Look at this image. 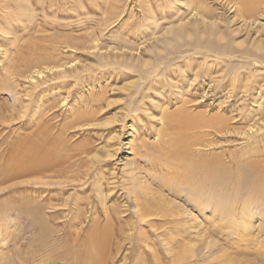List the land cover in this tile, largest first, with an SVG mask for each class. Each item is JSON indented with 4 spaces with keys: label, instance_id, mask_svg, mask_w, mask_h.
Returning a JSON list of instances; mask_svg holds the SVG:
<instances>
[{
    "label": "rangeland",
    "instance_id": "rangeland-1",
    "mask_svg": "<svg viewBox=\"0 0 264 264\" xmlns=\"http://www.w3.org/2000/svg\"><path fill=\"white\" fill-rule=\"evenodd\" d=\"M0 3V264H264V211L254 210L255 215L247 219L251 223L250 235L240 236L226 231L234 229V224H242L239 215L232 219L236 223L229 224L231 220H225L229 218L215 214L214 224L207 228L203 215L188 210L185 214L188 221L192 216L198 224L204 223L203 232L227 253L217 246L207 251L204 239L192 234V239L186 235L192 241L187 238L184 241L194 245L187 253L183 250L182 255V250L169 242L170 236L181 237L179 231L172 226L174 231L170 232L144 226L132 214L133 201L124 191L125 186H131L130 172L136 170L139 178L156 190L165 187L163 193L159 191L178 202L167 192V185H162L163 175L150 177V173H156L150 162L155 168H163L159 161L162 158L164 161V155L158 154L177 150L186 136L192 139L197 130L186 125L190 122L188 117L195 115L224 117L230 128L227 133L210 134L211 141L214 139L211 150L223 152L226 159L230 155L239 156L242 165L248 160L258 161L264 177V109L258 108L256 116L250 114L256 108L253 97L264 90V63L253 60L247 63L239 56L228 58L217 51L192 49L182 45L183 42L177 44L171 33L173 46L167 45L159 34L178 21L176 16L184 14L183 0H2ZM210 5L221 12L218 4ZM236 26L237 23L229 25ZM232 36L241 40L245 31ZM251 36L246 38L245 46L251 42ZM153 38L157 39L153 43L155 51H146L145 45ZM88 41L99 44L98 48H90L88 44L92 43ZM139 48L141 55L137 57ZM259 54L255 57L261 60ZM143 60L150 63L144 66ZM242 63L247 64L240 67ZM51 65L52 70L68 69V74L54 76L46 70ZM41 68L42 77L31 81L29 74ZM152 69L157 70L148 72ZM91 90L92 96L99 99L96 103L86 99ZM86 102H94L97 112L93 124H97L77 128L75 122L69 121H74L72 116L78 103L80 110ZM129 103L138 111H130ZM166 113L172 117L168 119ZM66 122L68 127L63 126ZM249 126L260 128L261 135L255 136L254 141L242 136ZM131 137L137 150L124 155ZM179 139L182 141L175 144ZM85 142L101 148L98 152L101 156H104L101 151L110 147L121 148L112 158L106 157L98 170H105L107 177L112 174L101 185L113 224L104 239L105 245L99 244V248L89 235L92 224L106 222L104 207L93 211L97 206L93 187L99 174L86 178L81 174L83 168L78 167L60 177L56 169L65 165L63 159L52 172L50 168L38 170L33 166L43 151L63 157ZM121 156L125 158L118 161ZM239 185L240 193L248 191V185ZM240 196L236 198L242 201L247 195ZM262 198L253 201L263 206L259 203L264 201ZM77 200L75 208L73 202ZM241 208V204L235 206L237 210ZM78 209L85 213L74 218L72 213ZM165 231L168 233L164 235ZM172 256L179 259L172 261ZM243 257L249 260L244 262Z\"/></svg>",
    "mask_w": 264,
    "mask_h": 264
},
{
    "label": "bare ground",
    "instance_id": "bare-ground-1",
    "mask_svg": "<svg viewBox=\"0 0 264 264\" xmlns=\"http://www.w3.org/2000/svg\"><path fill=\"white\" fill-rule=\"evenodd\" d=\"M0 2H2V0H0ZM183 2H184V7H185L184 14L181 15L180 17L176 16V19H178V21L176 23L170 25V26H167L166 28H164V30L162 29L160 34H159L161 36V38L167 42V45L173 46L172 41H170V39H169V33H171L174 35L173 37H174L175 41H177V44L179 42H183L182 45H188L192 49H197V50L204 49L205 51H217V53L222 54L228 58H233L235 56H239V57L243 58L244 60H246V61H242V62H247V63L249 60L250 61L253 60V61H256L259 63L260 62L264 63V0H183ZM209 2L214 3V4H218L220 6V9H222L221 12L219 13V11H217L215 8H213ZM0 5H2V3H0ZM226 12H228V15L223 14ZM229 16L231 18L230 21L228 20ZM231 23H237V26L234 28H230L229 25H231ZM155 25H157L156 22H155ZM240 30L245 31V36L241 40H236V38H234L232 36V34H235V33L239 32ZM251 31H253V34H250ZM238 36H239V34H238ZM249 36H251L252 40L249 44H247L245 46L244 42L246 41V38H248ZM88 42L92 43V44H88V46L90 48L92 47L94 49H97L99 46V44L97 45V43H95V42H90V41H88ZM154 42L155 43L157 42L156 38H153V41L151 43H147L148 44L147 46L145 45V50L150 51V52H154L155 51V46L153 44ZM177 44H175V45H177ZM105 47H106V45H105ZM109 48H108L109 51H110V49H111V51L115 50V48H113V47H111L110 49ZM108 50H107V52H108ZM141 50L142 49L139 48V53H138L137 57H139V55H141ZM124 52H121V54H123ZM238 52H239V54H237ZM258 53H261V55L259 54L260 55L259 58L261 60L256 59V57H255V56H257ZM104 55H107V53ZM129 55L133 57L134 54L130 53ZM106 57H108V55ZM108 58H111V57L109 56ZM221 58H223V57H221ZM137 59H139V58H137ZM134 60H136V59H134ZM135 62H137V61H135ZM142 63L144 66H147L150 63V61L143 60ZM247 63H242L240 65V67H242L244 64H247ZM63 65L65 67V64H63ZM63 65L60 67L62 68ZM74 65H72V66H74ZM236 66H238V65H236ZM42 67H45V66H42ZM46 67H48V66H46ZM52 69H53L52 65L50 67L46 68V70L48 72H50V73L53 72V74H55L54 76H56V75L59 76L60 74L62 75L64 73L68 72L67 71L68 69L67 70L64 69L65 71L60 69V68L59 69L56 68L54 70H52ZM75 70L77 72L78 68L75 67ZM140 70H146V69H140ZM155 70H157V69H152L151 71H148V72H155ZM42 75H43V73H42V68H41V70H35L32 73H30L29 77L31 78V81H33L34 78H40V77H42ZM49 75H51V74H49ZM44 77H45V75H44ZM49 78H50V76H49ZM39 81H40V79H39ZM210 85H207L208 86L207 89L209 88ZM97 87L95 86V88H97ZM91 89H92V87H91ZM86 90H88V88H86ZM156 91H158V90H156ZM102 93H103V91H102ZM90 94H91V96H89V98H86V99L88 101L91 99V101H94L95 103L98 102L99 99L97 97L92 96V94H94L92 92V90L90 91ZM263 94H264V90L263 91L259 90V91H257V94L253 97L254 98L253 101L256 104V108L253 110V112H250V114L252 116H254L255 113H257L256 111L258 108L260 110L264 109V95ZM129 95L131 96V94H129ZM98 96H100V95H98ZM261 97H262V99L259 100ZM105 99H107V98L105 97ZM105 99L103 98V100H105ZM138 99H140V98H138ZM81 101H83L82 98H81ZM94 102H86L83 105V106H85V108L84 109L81 108L80 110H79V107H80L81 103H78L79 107L76 108L77 111L73 112V116H72L73 117L72 120H74V121H69V122H75L77 128L90 127L92 125L97 124V123L93 124V120L95 119L94 116L96 115V112H97V109L96 110L94 109ZM130 102H131V100H130ZM106 105H108L107 102H106ZM128 107H129L130 111H132V112H134V111L136 112V111H138L137 109H139L136 106L131 105V103H129ZM159 113H160V111H159ZM124 116H125V114H124ZM166 116L168 119H170L172 117V115L170 113H166ZM199 116H200V118H199ZM188 119L190 120V122L187 123L186 126H188L189 128L191 127L193 130H197V132L193 133L192 139L190 140V137H188V136H186L183 141L181 139H179L178 141L175 142V144H177L178 142H181V141L182 142L179 143L177 150H172V151L169 150V151H166L165 153L158 154L159 157L164 155V158H165L164 161L162 160L163 158L161 159V161H159L160 164L164 165L163 168H160V169L155 168L154 163L150 162V163H152L151 166L153 167V170L156 172V173H150L151 174L150 177L158 178L159 175L160 176L163 175L164 176L163 178L160 177L163 181L162 185H165V186L167 185V187H166L168 190L167 192H169V194L171 196L175 197V199H177L178 202H176L175 200H171L170 198H167V197H165V195L162 194L163 191L165 190V187H162V188H164V190L159 189L162 191V193H161L158 189L156 190L155 188H153V186H151V184L149 185L148 182H145L143 179L139 178L138 175L136 174V170H133L132 172H130L131 186L130 187L125 186L124 187L125 190H124V188H123V190L125 191L126 196L129 195L130 196L129 198L133 201V205H132L133 213L132 214H134V216L137 218V220L139 222H144V226H148V227L152 228L153 230H157L159 232L161 231V229H166L168 232H170L169 230L172 229L171 228V226H172L177 231H179V235L182 238L179 237V238L175 239V237L170 236L169 242L172 245H174L175 247H177L178 249H181L182 255H185L184 252L187 253L188 249L190 250L192 248V246L194 245L191 242L184 241L186 238L188 239V237L192 239V234H195L200 239H204V241H205L204 249L206 248L207 251H211L213 246H217L223 252L227 253V250H225L221 246H218V243L215 241V239L213 237H211L209 234L203 232V230H204L203 227L205 226L204 223L198 224L197 221H195L192 216H191L192 220L188 221V218L185 216V214H187L188 210H190V211L192 210V211H194V213H196V215H203L204 222L207 224V228H209L211 226V224H214L213 223V221H214L213 217L215 214L219 215V217H222V218L223 217L229 218V219H225V220H231L230 222L228 221L229 224L236 223L232 219H235L234 217L239 215V217L241 218V220H239V223H242V224H238V225L234 224L232 226L234 227L235 230L231 229V230H226V231L231 232L229 234H232V233L234 234L236 232V235H240V236L250 235L251 223L247 219H249L255 215L254 210L256 211V210L260 209V210H262L261 212L264 211V209H262L264 205L263 206L257 205V203L255 201H253V198L254 199L257 198V200H258L259 197L260 198L264 197V177H262V174H261V168H263V167H260V165H259L260 163L258 161H251V160L250 161L248 160V162H245L242 165L240 163L241 158L239 156H236L235 154H234L235 157L230 155L229 159H226V157H224L223 152L218 153V152L211 150L212 141H214V139L211 141V139L209 138L210 134L213 132L217 133V132H222V131H223V133L224 132L227 133L228 129L230 128L227 124V120L224 117L217 116L214 119H212L211 117H208V118L205 117L204 118V117H201V115H195L192 117H188ZM188 119H186V120H188ZM252 120H254V118ZM108 121L111 122V120H108ZM262 123L264 125V121ZM133 125L130 124L129 127L130 126L133 127ZM63 126L68 127L69 125L66 122L65 124H63ZM183 126H185V124ZM212 126H214V128H211ZM206 129H208V130L211 129V131H208ZM259 129H260L259 127L258 128L255 127V129H254V126H249V128H247L246 131H242V136L244 134L245 139H247L248 141L252 140V139H254L255 136L257 137L259 134L261 135V132H259ZM155 130H156V128H155ZM188 131H190V130H188ZM131 132L132 131H130L129 136L132 134ZM262 138H263V135H262ZM132 139L133 138L131 137L130 140L128 142H126L128 144H126V146L124 147L125 148L124 152H123L124 155H126V153L132 154V153L136 152L137 148L133 144ZM252 141H254V140H252ZM118 143H119V141H118ZM168 145H170V144H168ZM173 146H175V145H173ZM47 147H48V145H47ZM166 147H168V146H166ZM120 149H121L120 147H110V149L108 150L109 152L105 151V150L101 151L102 153H104L103 154L104 156H101L98 154V152L101 150V148L98 149L97 147L92 146L90 142H85V143L81 144L79 147L71 149L73 151L70 152L69 155H66L63 157L58 156L59 154L55 155L54 152L47 153L46 151L42 150L43 152L38 157L39 162L35 161L33 163V166L37 167L38 170L50 168V170L52 172L54 170V166H57V168H58L59 167L58 164L60 163L59 161H61L63 159V163H65V165L56 169L57 173L55 172L60 177L61 176L66 177L67 173L71 174L72 172H74V169L78 168V167L83 168V171L81 173L83 175V177L90 178L91 176H94V173L95 174L97 173V175L99 174L98 175L99 179L96 183V186H95V188L93 187V189H95V192H96V193H94V192L93 193L95 194V197H96L95 202L97 205V206H95V209H93V211L94 210L97 211V208H99V207H101V208L104 207L106 213L104 212L105 216H103V217H106L105 218L106 222L102 225H100V224L98 225V224L94 223V224H92L91 228L89 227V229H90L89 235L91 237V241L94 240L95 242L98 243V244H94L95 247H97V248H99L98 247L99 244L102 246L105 245L104 239L107 238L108 232L110 230H112V228H113L112 218L110 217L111 212L109 210H106L107 209L106 203L108 201L107 196H106V194L103 193L104 188L101 185L103 180L108 179L112 174L109 177H107L104 175L105 170H103V172H100V171L98 172V170L101 169L100 164L104 163L107 160L106 157L112 158L114 156V153L116 155L119 151H121ZM168 149H171V148H168ZM212 149H213V147H212ZM59 150H60V148H59ZM48 151H49V149H48ZM110 151H112V152H110ZM242 153H243V150H241L240 154H242ZM38 154H39V150H37V155ZM73 158H75V159H73ZM123 158H125V157L121 156V159L118 158V161L119 160L121 161ZM64 159H66V161H68V163L65 162ZM231 168H234V171ZM76 171H77V169H76ZM78 172H80V171H78ZM76 173L77 172H75V174ZM75 174H72V175L74 176ZM82 178H81V180H82ZM114 181H115V179H114ZM66 182H68V181H66ZM71 182L69 181V183H71ZM119 182H120V180H119ZM232 182H234V183L236 182L235 185H230V183H232ZM63 183L65 184V182H63ZM243 183L245 184V186L248 185L246 188V190H248V191L247 192L245 191L246 193H244V192L240 193V190H242V189H241V186L239 184H243ZM113 185H115V184H113ZM122 185H123V183H122ZM243 187H244V185H243ZM219 189H221L223 192L218 191ZM110 195L111 194L109 193V196ZM236 195L237 196L247 195V196H246V198H244V200L240 201L241 196L236 198L237 197ZM82 198H83V196H82ZM262 200H263V198H262ZM261 201H259V203L264 204V201H262V202ZM78 204H79L78 200L73 202L74 207H75V205L77 206ZM239 204L242 205V208L239 210L235 209V206H237V205L239 206ZM245 204H247V205L245 206ZM85 205H87V204H85ZM92 205H93V203H92ZM108 205L111 206L110 204H108ZM183 205H186V206H183ZM91 207H93V206H91ZM119 207H120V205H119ZM70 208H71V206H70ZM81 208H83V206ZM71 209H73V208H71ZM71 209H69V210H71ZM80 210H82V211H80ZM83 212H84L83 209H78L75 211V213H72V214H75L74 218L75 217L80 218V216H81V214H83ZM113 213H115V212H113ZM34 214H35V212H34ZM34 214H33V216H36ZM259 214H260V212H259ZM95 215H94V217H95ZM115 215L117 216V214H115ZM262 215H264V214H262ZM112 216H113V214H112ZM34 220H35V217H34ZM133 220H135V219H133ZM97 221H95V222H97ZM101 223H103V222H101ZM36 225H38V224H36ZM43 230H44V228H43ZM168 232L165 231L164 235L167 234ZM200 232H201V234H200ZM191 239H188V240L192 241ZM248 247H250V246H248ZM243 249H246V248L242 247V250ZM90 250H92V247ZM183 250H184V252H183ZM94 254L96 256V253H94ZM99 259H101V257H99ZM178 259H179V257L172 256V261H176ZM234 260H235V258H234ZM248 260H249L248 258L243 259L244 262L248 261ZM101 261H102V259H101ZM246 263H248V262H246Z\"/></svg>",
    "mask_w": 264,
    "mask_h": 264
}]
</instances>
